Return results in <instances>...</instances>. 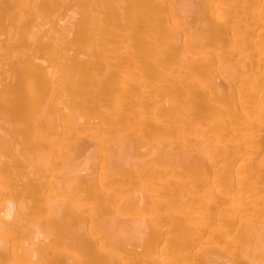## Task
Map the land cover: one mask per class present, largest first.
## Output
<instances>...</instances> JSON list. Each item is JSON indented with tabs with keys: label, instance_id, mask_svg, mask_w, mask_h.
<instances>
[{
	"label": "bare ground",
	"instance_id": "1",
	"mask_svg": "<svg viewBox=\"0 0 264 264\" xmlns=\"http://www.w3.org/2000/svg\"><path fill=\"white\" fill-rule=\"evenodd\" d=\"M0 264H264V0H0Z\"/></svg>",
	"mask_w": 264,
	"mask_h": 264
}]
</instances>
